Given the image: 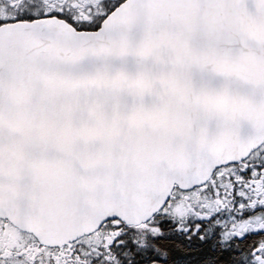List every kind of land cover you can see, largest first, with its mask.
<instances>
[{"label": "snow or ice", "instance_id": "1", "mask_svg": "<svg viewBox=\"0 0 264 264\" xmlns=\"http://www.w3.org/2000/svg\"><path fill=\"white\" fill-rule=\"evenodd\" d=\"M0 264H264V0H0Z\"/></svg>", "mask_w": 264, "mask_h": 264}]
</instances>
